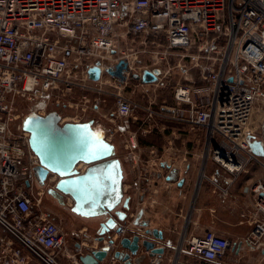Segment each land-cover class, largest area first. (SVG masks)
Masks as SVG:
<instances>
[{"label":"built area","instance_id":"built-area-1","mask_svg":"<svg viewBox=\"0 0 264 264\" xmlns=\"http://www.w3.org/2000/svg\"><path fill=\"white\" fill-rule=\"evenodd\" d=\"M120 60L127 64L123 83L106 73ZM94 67L97 80L89 75ZM153 69L161 70L156 81L142 83L143 72ZM169 86L172 103L155 104L152 93ZM136 93L142 103L135 101ZM18 101L38 104L39 116L56 113L61 125L93 127L96 120L89 116L110 104L107 121L135 123L141 134L162 135L165 122L198 129L199 185L207 181L225 198L246 176L241 192L250 212L237 240L209 230L183 233L173 246L153 241L164 252L151 256L133 219L115 224L96 242L97 249L109 248L104 260L125 264L113 256L127 252L119 240L138 234L131 264L141 257L139 264H219L227 256L239 260L245 250L258 252V264H264V158L247 141L259 140L264 151L262 134L253 126L256 115H264V0H0V264H81V238L65 233L33 195L36 157L27 132L11 129L19 119ZM58 111L72 114L62 117ZM136 134L124 142L130 174L138 172L131 182L123 175V199L128 195L131 203L143 198L135 195L147 182L138 166L144 149ZM175 165L159 166L163 183L171 171L174 177L180 173ZM54 181L52 176L44 184L53 188Z\"/></svg>","mask_w":264,"mask_h":264},{"label":"crops","instance_id":"crops-1","mask_svg":"<svg viewBox=\"0 0 264 264\" xmlns=\"http://www.w3.org/2000/svg\"><path fill=\"white\" fill-rule=\"evenodd\" d=\"M169 88V95L159 97L158 104L172 103V86ZM162 92V90H156L152 96L156 98ZM170 133H173L171 137L175 138L170 143L166 142V139L161 141L151 139L141 143L145 152L143 157L145 159L144 175L147 182L141 189L137 190L135 195V197H140L139 195L143 193V198L134 199L122 223L128 225L129 221L134 219L133 223H136V227L143 226L144 229L157 230L163 238L158 241L159 246L176 245L183 233L186 237H190L200 235L207 230L219 236L237 240L245 231V227L240 223L246 219L250 212L241 192V188L247 179L246 176L233 183L227 197L221 198L207 181L201 182L200 185L198 183L203 151V132L198 129L191 131L180 125L169 124L164 137ZM160 159L163 161L155 165V162ZM179 159L181 163L177 164ZM167 162L174 163L179 167L180 173L174 177L179 180L178 182L177 180H169L168 183H163L159 178V166L166 167ZM186 163H188V168L184 171ZM190 163L192 166L189 168ZM120 164L123 175L128 177L127 179L131 182L133 176L135 177L138 172L135 174L133 172L134 175L132 176L130 174L131 169L127 165H123L121 161ZM210 170H212L211 166H208V173ZM218 182L221 181L218 180ZM63 199L64 205L57 203L60 207L72 206L73 202L69 197L64 196ZM69 212L74 216L71 211ZM75 219H78L79 223H72V225L77 224L79 226H75L77 229L74 231H72L73 227L71 226V234L81 238L80 241L85 245L83 244L84 247L80 249L79 254L85 255L89 251L97 249V243L90 242V239L95 237L100 221H95V223L94 221H82L83 219L79 217H75ZM95 226L94 234H91L90 230H93ZM85 236L89 237L88 240ZM173 253L171 249L166 252L167 256H172ZM61 262L68 264L65 260H61ZM99 264L112 263L107 257Z\"/></svg>","mask_w":264,"mask_h":264},{"label":"water","instance_id":"water-1","mask_svg":"<svg viewBox=\"0 0 264 264\" xmlns=\"http://www.w3.org/2000/svg\"><path fill=\"white\" fill-rule=\"evenodd\" d=\"M127 64L124 60H120L117 64L106 69V73L117 79L120 83L125 80L124 72ZM161 74L160 69L152 71H144L141 76L142 83H154ZM90 78L97 80L99 75L98 67L89 70ZM137 77H134V79ZM60 118L56 113H48L45 116L30 114L26 116L21 124V129L29 135L28 143L31 152L35 155L38 164L33 167V176L38 185L44 186V182L48 174L55 175L58 180L52 189H48L47 193L55 198L60 205H64L63 197L67 196L73 201L70 211L80 218H104L103 223L99 224L100 231L96 232V236L90 239V242L101 243L104 234L115 226V221L109 217L114 212L118 221H123L126 214L118 210L120 206L122 210H128V199H123L122 181L123 172L120 161L116 158L115 147L106 141L103 134V142L108 146V150L99 158H93L90 149L93 147L87 144V137L97 132L91 122L84 123H65L61 125ZM264 139V122L261 129ZM251 152L259 157L264 158V151L259 144V140L253 137L247 139ZM82 162L86 165V169L79 173L75 166ZM118 164V168L113 169V165ZM99 170H105V177L111 176L115 179V185L110 180L99 185V195L90 191V186L95 184L100 176ZM174 180V175L167 178ZM115 188V191L113 189ZM114 197H118L114 200ZM89 201H95L89 203ZM109 205H112L109 207ZM144 239L141 243L143 249L150 255L163 254V249L156 247L153 241H161L162 235L155 229H144ZM150 238V239H149ZM139 236L135 234L131 239L122 237L119 245L122 249L127 250L126 253L120 251L114 252L113 256L125 264H131L130 254L135 255L139 248ZM108 247H101L97 250H91L85 255L79 257L81 264H99L106 257ZM145 257L135 260L136 264L143 261Z\"/></svg>","mask_w":264,"mask_h":264},{"label":"rangeland","instance_id":"rangeland-1","mask_svg":"<svg viewBox=\"0 0 264 264\" xmlns=\"http://www.w3.org/2000/svg\"><path fill=\"white\" fill-rule=\"evenodd\" d=\"M162 93H159L158 96L155 98V104H158V100L159 97H166L169 95L170 93V88H164L162 89ZM137 101L142 103L143 99L140 98V96L137 95V93L135 94V96H133ZM38 104L36 103H32V102H28V101H18L17 103V109L19 112V119H17L12 125H11V129L15 130V129H21V124L23 119L32 114L35 113L37 108H38ZM110 108V104H108L106 107H104V109H102L98 114H91L89 117H92V119L96 120L93 128L97 131H102V133L104 134L105 138L109 139L111 144H113L115 146V151H116V158H118L119 161L122 162L123 165H127L130 169V162L127 159V150L124 147V142L125 140L127 141V139L129 138L130 135H132L134 133V131L137 132L136 134V139L139 142V145L141 146V143L146 141V140H169L172 137L170 135H167L166 137H164L166 134L165 132L163 133V136L161 135L162 132H158V135H154V133H144L141 134L140 131L136 130L137 125L134 123H130L129 121H122V120H116L114 123H111L109 121H107L104 118V113ZM60 116L64 117V116H70L72 113L68 112V111H58L57 112ZM87 117H84L83 120H87ZM143 118V117H142ZM264 120V115L262 114H257L255 117V121L253 123L254 128L257 130L258 133H261V125H262V121ZM157 124H159V126L162 124L156 122ZM147 124V123H146ZM166 125L168 124H175L174 122H165ZM118 129V130H117ZM146 134V135H145ZM262 134V133H261ZM143 147V146H142ZM144 149V147H143ZM141 154H143V157L145 156V152L144 150H142L141 148ZM145 159H143L144 161ZM180 160V159H179ZM177 160V164L181 163V160L179 161ZM142 161L144 167L139 166L140 171L143 172V170L145 169V163ZM179 162V163H178ZM143 168V169H142ZM53 176V175H52ZM51 177V176H49ZM51 185V184H48ZM47 184L42 187L35 185L33 186V195L35 197H39L42 207L45 211H53L54 213H58L61 215V227L63 229V231L65 233H67L69 236L71 235L72 231L76 230L77 228H75V226H79V225H75L73 226L72 223H79L77 220L75 219L78 218L77 216H72L71 213L69 212L70 209V205L67 208H63L60 207L57 202L54 200V198L52 196H50L47 193L48 189H52L50 186H48ZM40 193V194H37ZM72 204V203H70ZM132 205V203H131ZM80 218V217H79ZM82 221L88 222V221H99L101 218H88V219H84L82 218ZM96 223V222H95ZM71 226L73 227V230L71 231ZM75 228V229H74ZM96 228V226L93 228V230H90L91 234H94V229ZM232 240H236L235 238H232ZM258 252H251L250 250H245L242 253V256L239 260H232L231 257L228 256L227 261L229 262V264H258ZM166 264V263H164Z\"/></svg>","mask_w":264,"mask_h":264},{"label":"snow or ice","instance_id":"snow-or-ice-1","mask_svg":"<svg viewBox=\"0 0 264 264\" xmlns=\"http://www.w3.org/2000/svg\"><path fill=\"white\" fill-rule=\"evenodd\" d=\"M87 144H91L93 147L90 149V153L92 155L93 158H99V156H102L104 154L105 151L108 150V146L104 144L103 142V134L102 131L101 132H97L94 135L90 134L87 137L86 140V144L85 147H87ZM113 169L115 170L116 168H118V164L113 165L112 166ZM100 172V176L97 178L95 184L90 186V191L96 192L97 195H99V185L101 183H105L106 181L110 180L112 182L113 185H115L116 181L114 178H112L111 176L109 177H105L104 172L105 170H99ZM113 191H115V188L113 189ZM114 200H117L118 197H114ZM95 201H89V203H94ZM112 205H109V207H111Z\"/></svg>","mask_w":264,"mask_h":264},{"label":"flooded vegetation","instance_id":"flooded-vegetation-1","mask_svg":"<svg viewBox=\"0 0 264 264\" xmlns=\"http://www.w3.org/2000/svg\"><path fill=\"white\" fill-rule=\"evenodd\" d=\"M192 166V164L190 163L189 164V168ZM198 168H199V166H198ZM168 175H169V177L170 176H173L174 175V171H171L170 173H168ZM179 180H177V182H178ZM37 183V182H36ZM39 186V185H38ZM42 187V186H41ZM127 197H128V205H129V208H130V205H131V202H132V199H131V197L130 196H128L127 195ZM63 202H64V199H63ZM62 207V206H61ZM63 208H64V206H63ZM129 208H128V210H129ZM118 210H120V211H123L125 214H126V212H127V210L125 211V210H122V207L120 206L119 208H117ZM69 211H70V209H69ZM49 215H50V217L54 220V221H56V222H58V223H61V215L60 214H58V213H54L53 211H49ZM127 215V214H126ZM109 217H111L114 221H115V223L117 224V223H120L121 221H118L117 220V217L115 216V214H114V212H111V214L109 215ZM104 218H102L101 217V219L99 220L100 222H98V223H103V221H105V220H103ZM100 229H101V227H99L98 226V229H97V231L99 232L100 231ZM109 232V231H108ZM107 232V233H108ZM107 233H105L104 234V236L107 234ZM97 234V233H96ZM96 236V235H95ZM87 237V240H88V236H85V238ZM84 238V239H85ZM227 259H228V256L227 257H225V258H223L220 262H219V264H229V262L227 261Z\"/></svg>","mask_w":264,"mask_h":264},{"label":"bare ground","instance_id":"bare-ground-1","mask_svg":"<svg viewBox=\"0 0 264 264\" xmlns=\"http://www.w3.org/2000/svg\"><path fill=\"white\" fill-rule=\"evenodd\" d=\"M32 114H36V113H32ZM263 122H264V120L262 121V124H263ZM261 129H262V125H261ZM28 137H29V135H28V133H27V137H26V139H28ZM36 161H37V159H36ZM37 164H38V162H37ZM75 168L78 170V169H83L84 168V165L82 164V163H79V164H77L76 166H75ZM86 169V168H85ZM84 170V169H83ZM49 176H51L52 177V175L51 174H48V176L46 177V179H48V178H50ZM54 177H55V181H54V184H53V186L55 185V183L57 182V180H58V178L55 176V175H53ZM45 179V180H46ZM40 186V185H39ZM41 187V186H40ZM54 200L55 201H57L55 198H54ZM73 202V201H72ZM58 203V202H57ZM73 205V204H72ZM72 207V206H71ZM70 207V208H71ZM78 217V216H77Z\"/></svg>","mask_w":264,"mask_h":264}]
</instances>
